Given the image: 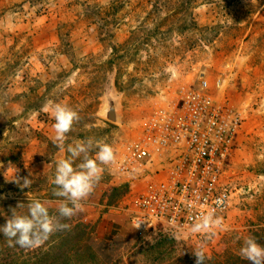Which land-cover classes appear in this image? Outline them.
<instances>
[{
  "label": "rangeland",
  "instance_id": "1",
  "mask_svg": "<svg viewBox=\"0 0 264 264\" xmlns=\"http://www.w3.org/2000/svg\"><path fill=\"white\" fill-rule=\"evenodd\" d=\"M127 1L129 7H110V0H0V203L11 216L27 214L28 204L40 200L69 225L31 247L28 263L63 236L92 248L77 253L82 264H195L192 252L200 248L205 264H249L240 255L244 239L264 245V0H233L230 7ZM221 74L231 104L249 116L225 167L223 180L234 194L214 234L165 225L138 230L129 201L134 189L109 165H102L83 209L59 216L64 198L54 194L52 180L57 161L70 155L68 144L92 138L117 151L161 102L199 89L203 80L212 89ZM234 81L243 83L241 92ZM108 91L118 99L117 124L102 118ZM49 101L80 116L65 151L54 142ZM23 177L31 180L28 188L20 186Z\"/></svg>",
  "mask_w": 264,
  "mask_h": 264
},
{
  "label": "built area",
  "instance_id": "2",
  "mask_svg": "<svg viewBox=\"0 0 264 264\" xmlns=\"http://www.w3.org/2000/svg\"><path fill=\"white\" fill-rule=\"evenodd\" d=\"M224 80L218 76L212 89L203 80L199 89L161 102L138 136L115 151L109 169L134 189L129 201L138 230L189 228L210 210L218 216L230 206L234 193L223 174L249 115L231 104ZM232 86L243 90L240 81Z\"/></svg>",
  "mask_w": 264,
  "mask_h": 264
},
{
  "label": "clouds",
  "instance_id": "3",
  "mask_svg": "<svg viewBox=\"0 0 264 264\" xmlns=\"http://www.w3.org/2000/svg\"><path fill=\"white\" fill-rule=\"evenodd\" d=\"M174 75L178 72L170 68ZM45 111H51L55 123L53 125L55 136L54 142L61 151H65L67 134L72 130L75 122L80 116L76 110L67 104L49 101L45 106ZM93 148L98 149L95 156L89 153ZM66 151L70 154L67 158L57 161L56 173L52 183L55 185L54 194L64 199L59 202L58 213L62 218H71L78 211L83 209L82 201L86 200L93 192L96 183L102 177L104 168L102 165H109L115 161L114 148L102 141L76 140L68 144ZM83 157L81 163L73 166L77 158ZM23 188H28L31 180L28 177L20 178ZM20 179L16 183H20ZM222 223V218L215 215V209L210 210L206 215L197 218V222L190 226L193 234H214V228H218ZM136 224V228L140 226ZM69 225L60 224L56 217L50 216L45 203L40 200H33L28 204V212L18 215L14 211L0 227V233L8 238L10 246L21 248L37 247L49 238L55 231L67 229ZM195 257V264H205V253L202 248L192 252ZM240 255L249 264H264V245H261L254 236L244 239L240 248Z\"/></svg>",
  "mask_w": 264,
  "mask_h": 264
},
{
  "label": "trees",
  "instance_id": "4",
  "mask_svg": "<svg viewBox=\"0 0 264 264\" xmlns=\"http://www.w3.org/2000/svg\"><path fill=\"white\" fill-rule=\"evenodd\" d=\"M164 0L160 5L162 7H220L227 3L230 7L233 4V0ZM127 0H110V7H129ZM157 3V2H156ZM161 7V6H160ZM127 188V185L124 184ZM23 213V210H19ZM10 209L8 204L0 203V227L4 225L6 220L10 217ZM60 239V238H59ZM55 247L51 250H46L42 252L41 256L38 258L34 256L31 263H28L27 258L32 252L31 248H21L19 246H10L8 238H6L2 233H0V264H82L80 257L77 253L80 250L85 249L92 251V248L87 243L85 246L80 244V240L74 239L73 241L65 242L64 237L57 241ZM22 260L21 263L19 261ZM84 264H91L85 262ZM223 264V263H217Z\"/></svg>",
  "mask_w": 264,
  "mask_h": 264
},
{
  "label": "water",
  "instance_id": "5",
  "mask_svg": "<svg viewBox=\"0 0 264 264\" xmlns=\"http://www.w3.org/2000/svg\"><path fill=\"white\" fill-rule=\"evenodd\" d=\"M102 118L114 124H117L120 119L118 99L110 91L105 94V107L102 113Z\"/></svg>",
  "mask_w": 264,
  "mask_h": 264
},
{
  "label": "crops",
  "instance_id": "6",
  "mask_svg": "<svg viewBox=\"0 0 264 264\" xmlns=\"http://www.w3.org/2000/svg\"><path fill=\"white\" fill-rule=\"evenodd\" d=\"M241 82V81H240ZM241 84H243L242 82H241ZM243 86V85H242ZM243 89H244V87H243ZM235 92V91H234ZM246 112V111H245ZM247 113V112H246Z\"/></svg>",
  "mask_w": 264,
  "mask_h": 264
}]
</instances>
